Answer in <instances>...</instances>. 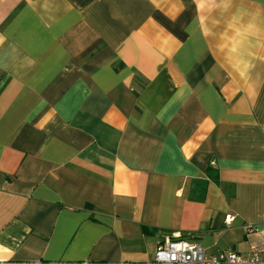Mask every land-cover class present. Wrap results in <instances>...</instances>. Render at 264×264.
<instances>
[{
	"label": "crops",
	"instance_id": "obj_1",
	"mask_svg": "<svg viewBox=\"0 0 264 264\" xmlns=\"http://www.w3.org/2000/svg\"><path fill=\"white\" fill-rule=\"evenodd\" d=\"M173 235L264 240V0H0V264Z\"/></svg>",
	"mask_w": 264,
	"mask_h": 264
},
{
	"label": "built area",
	"instance_id": "obj_2",
	"mask_svg": "<svg viewBox=\"0 0 264 264\" xmlns=\"http://www.w3.org/2000/svg\"><path fill=\"white\" fill-rule=\"evenodd\" d=\"M233 219V215H228L225 222L230 223ZM153 256L157 263L264 264V240L251 243L248 250L243 253L230 251L205 254L199 243L180 235H173L158 242Z\"/></svg>",
	"mask_w": 264,
	"mask_h": 264
}]
</instances>
